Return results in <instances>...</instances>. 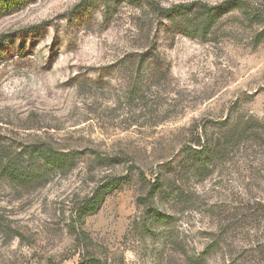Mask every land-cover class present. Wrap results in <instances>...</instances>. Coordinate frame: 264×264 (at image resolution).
Listing matches in <instances>:
<instances>
[{
    "label": "rangeland",
    "instance_id": "1",
    "mask_svg": "<svg viewBox=\"0 0 264 264\" xmlns=\"http://www.w3.org/2000/svg\"><path fill=\"white\" fill-rule=\"evenodd\" d=\"M0 160V264H264V0H0Z\"/></svg>",
    "mask_w": 264,
    "mask_h": 264
},
{
    "label": "trees",
    "instance_id": "2",
    "mask_svg": "<svg viewBox=\"0 0 264 264\" xmlns=\"http://www.w3.org/2000/svg\"><path fill=\"white\" fill-rule=\"evenodd\" d=\"M177 10V11H182L183 7L180 5H175L173 8L171 9H165L163 8L161 11H163L164 13H168L171 10ZM184 9H189V8H184ZM194 9L197 12H201L204 14V16H207L208 19L211 16L212 13V8L208 7L207 5H204L203 7H194ZM196 146H198L199 150L193 148L192 146H187V150L190 151H194L197 152L198 155V159L196 160V162L194 163V165L192 166V171L199 173L201 171V169L207 165V162H209V159H211V154L208 152V142L206 141V143L200 144V138L197 139V141L193 142ZM207 153V154H206ZM0 171L2 173L5 174V176L16 182L19 184H26L29 182L30 178L32 176L27 175L24 172L19 171L16 167H14L13 165L10 164H4L1 160H0ZM158 180L154 181L152 184V190H151V197H153V195L158 192L159 190L162 189V185L161 184H157ZM117 182L112 179V181L108 182L106 184V191H110L112 190L115 186H116ZM102 200V196L101 194H95L94 197L89 198L85 204H83L81 210H79V214H84L85 212H91L94 211L95 209H97V207L100 205ZM188 259L192 262H194V264H203L201 260V258L198 257H193V256H188ZM82 264H90L89 261H86Z\"/></svg>",
    "mask_w": 264,
    "mask_h": 264
}]
</instances>
